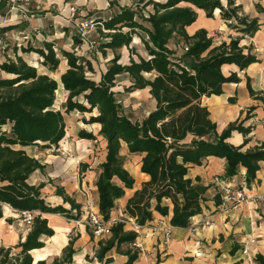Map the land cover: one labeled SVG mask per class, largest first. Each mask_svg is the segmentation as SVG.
<instances>
[{"label":"trees","instance_id":"1","mask_svg":"<svg viewBox=\"0 0 264 264\" xmlns=\"http://www.w3.org/2000/svg\"><path fill=\"white\" fill-rule=\"evenodd\" d=\"M235 1L225 0L223 4L222 0H137L133 6L116 8H112L115 3L110 2V13L95 15L91 20L102 39L98 44L100 54L105 56L107 50L113 52L98 80L88 75L95 73L91 61L75 52L62 49L55 52L49 42L41 49L21 48L23 53L38 54L42 58L41 65L49 73L58 69L61 62L58 55L66 61L67 70L60 76L63 90L67 92L64 112L88 114L90 117L82 120L84 124L99 127L97 135L79 130L77 137L87 141L101 137L104 143V160L99 165L95 183L98 213L104 222L110 219L115 202L135 184L124 167L120 155L122 145L129 154L140 156L139 172L147 178L124 207L125 214L140 226L150 222L156 212L161 216L171 214L169 225L184 229L192 217L201 214L207 187L197 178L192 181L187 174L191 166H200L208 157L225 161L226 178L234 177L239 168H243L246 183L254 181L259 163H264V142L243 152L251 132L250 127L243 126L248 117L229 123L218 134L202 99L221 95L225 83L239 82L235 73L222 74L223 65L233 64L242 71L258 60L251 55L250 48L244 52L239 38L214 45L204 29L192 35L186 32L197 19V10L204 11L210 19L214 11L219 10L222 20L234 22L229 28L252 37L259 29L258 21L242 15L241 6ZM256 9L264 13L259 6ZM8 11L7 0H2L1 14L4 16ZM135 37L140 40L146 56L137 54L131 47ZM171 42L187 46V51L177 56L176 51L169 48ZM74 43L80 41L74 39ZM123 48L129 52L126 64L121 63L118 53ZM119 76H127L130 82L123 88L124 94L148 90L154 106L140 121H132L123 113L114 91ZM57 89L54 79L38 73L18 56L0 63V219L2 205L17 212L37 211L60 214L71 220L79 218L71 216V212L78 213L80 206L64 196L59 188L56 195L70 204V210L49 207L40 199L44 185H32L29 178L42 166L23 150L14 149L32 145L50 149L65 138L64 116L53 108ZM247 89L253 96L249 83ZM232 132L244 137L240 146L226 143ZM164 199L170 201L171 210L162 205ZM126 228L124 224H115L110 227L109 237L99 240L94 257L100 264H112V259L106 258L112 250L126 257L124 264L137 261L136 251L122 250L137 238L135 232ZM53 235L47 220L37 216L24 241L13 247H0V264H46L44 260L35 262L31 252L44 247L43 237ZM77 237L70 238L61 256L54 258L51 264L72 263ZM255 260L264 264V256L260 254Z\"/></svg>","mask_w":264,"mask_h":264},{"label":"crops","instance_id":"2","mask_svg":"<svg viewBox=\"0 0 264 264\" xmlns=\"http://www.w3.org/2000/svg\"><path fill=\"white\" fill-rule=\"evenodd\" d=\"M110 1L106 0L104 4H101V8L97 12L88 11L82 21H91L95 15L110 13ZM222 2L225 4V0H222ZM72 3L73 0H29L27 7L23 4L18 5L19 9H23L27 13L25 18L19 11L5 13L4 16L0 12V37H6L7 43L13 47L11 50L0 53V63L6 61V59L14 60L18 56L29 66L36 68L37 64L41 65L42 58L34 52L23 53L21 48L41 49L45 42L52 43L55 52L62 49L80 55L82 51H85L87 48L85 45L74 43L76 37H70V30L74 29L68 19L70 16L69 8ZM235 4L241 6L242 15L258 21L259 29L252 37L229 28V24L234 22L222 20L219 10L214 11L211 19L206 18L204 11L197 10V19L186 28V32L188 35H192L197 30L204 29L207 31L208 37L212 38L214 45L228 42L230 38H239V46L244 49V52L247 53V49L250 48L251 55L258 60L257 63L251 64L242 71L233 64L223 65L221 67L222 74L229 76L231 73H235L239 82L225 83L222 85L221 95L202 99V103L208 109L210 119L216 124L218 134L229 123L244 120L246 116L248 117L243 126L245 128L250 127L251 132L247 136V144L242 149L244 152L264 142V13L256 9V6H259L264 10V0H236ZM116 6L120 5H112V8H116ZM52 10L60 11L59 15H52ZM209 22L210 25H208ZM2 29L5 31H2ZM216 34H222L224 37H216ZM77 39L82 42L81 38ZM135 40L139 41L136 37ZM176 44L171 42L169 48L176 51ZM131 47L135 49L137 54H140L132 44ZM122 50L128 52V49L123 48L118 53L121 54ZM111 53L113 57V52ZM140 55L146 56V53ZM58 57L61 59L56 74L58 79L52 78L49 75L52 73L48 74L47 69L41 65L46 70L42 74L49 75L54 79L58 84L57 91L59 90L66 97L67 92L63 90L60 76L67 70V63L60 55ZM247 83H249L250 89L254 93L253 96H250ZM142 91L148 93L147 89ZM95 113L93 112L92 115H95ZM95 127L98 131L99 127ZM2 129L5 130L6 127ZM81 129L75 127L74 134L68 135L71 138L73 151L74 144L94 142L79 140L77 133ZM243 141L244 137L241 134L232 132L226 143L237 147ZM122 147L125 148L126 155L134 159L137 171H139L140 156L129 154L125 145H122ZM14 149L23 150L42 166L41 170H36L31 174L29 183L44 185L40 190V199L47 206H61L66 210L71 209L69 203H65L61 196L56 195V188H59L64 196L72 199L75 205L80 206L79 212L73 210L71 216L75 212V216L78 215L80 218V215L84 213L82 217L85 218L87 197L91 192L94 196L93 209L98 213V195L95 183L100 169L98 165L91 166L89 150L85 152L74 151L75 154H79V163L82 161L79 165L74 160L64 161V159L54 155L44 157L51 148L42 149L37 145H32L27 147L15 146ZM85 155L86 160H83ZM82 164L85 166L83 167ZM187 177L192 181L197 178L201 184L207 187L201 214L192 217L187 228L171 227L172 237L166 246L160 244L161 234L151 236L148 229L144 228L138 237V241L142 243L146 254L139 255L137 261L132 264H258L255 256L257 254L264 256V163H259L256 177L249 184L246 183L243 168H239L234 177L226 178L225 161L215 157L206 158L200 166H191ZM216 177L224 184L230 185L235 192H242L247 199L234 207H229L228 204L223 202V193L214 181ZM146 180L147 178L140 174L139 182L135 181L134 187L126 189L125 195L115 202L110 217L115 215L118 208L124 210L126 201ZM162 205L168 206L171 210L169 200L164 199ZM2 213V219H0V247H13L20 241H24L30 229H27L17 220V211L9 206L2 205ZM170 215L161 216L154 212L152 220L147 222L146 225L156 224L160 220L165 225H169ZM40 217L47 220L48 226L53 230L54 235L43 237L44 247L31 252L35 262L40 260L46 262L49 258L60 257L63 248L67 246L70 240V238L68 239L69 234L74 230L77 233L75 237H78L73 246L75 253L71 264H100L94 257L100 239L90 236L83 225L77 226L68 223L69 221L76 223L79 218L74 217L75 220H71L60 214L49 213H40ZM205 221L209 224L205 225ZM5 224L8 229H6ZM252 239H255L254 244L249 243ZM244 247L248 249V257L242 255ZM35 253L37 254L34 255ZM106 258H111L112 264H124L126 262V257L117 254L115 250L109 252Z\"/></svg>","mask_w":264,"mask_h":264},{"label":"rangeland","instance_id":"3","mask_svg":"<svg viewBox=\"0 0 264 264\" xmlns=\"http://www.w3.org/2000/svg\"><path fill=\"white\" fill-rule=\"evenodd\" d=\"M105 1L106 0H73V3L71 6H74L75 13H74V16L68 17L70 24H72L74 26L73 27L74 29L70 30V37H76V39L80 38L81 35H80V31H79V28L77 25L80 22H83L82 20L88 11L97 12V10H99L101 8V4H104ZM107 1L109 2V0H107ZM136 1L137 0H111L110 2H114L115 5H120V6H133ZM157 1H162V0H157ZM146 10H150V8H147ZM59 12L60 11H53L52 10L51 14L54 16H57V15H59ZM24 14L27 16L26 12H24ZM86 22H88L91 25H89V27H88V34H87L86 38L83 39L81 37L82 42H80V43L85 45L87 48L85 47L86 48L85 51H82L80 55L78 54V56H82V57L92 61L95 73H94V75L93 74H88V75L92 79L98 80L99 75L106 70V68H107L106 66L108 64L107 61L112 58V53L107 50L105 56H102L100 54V52L98 51V44H99V42H101L102 39L100 37H98L96 29H95L96 27L94 26V24H92L91 21H86ZM210 24L211 23L209 22L208 25H210ZM221 36H223V35L222 34H216V37H221ZM1 38L3 39L4 43L6 44V48H5L4 52H6V50L13 49V47H11V45H9V43H7L6 37H1ZM139 41L135 40V38H134V41L132 42V46H134L136 48L138 53L144 54L143 46H142L141 42L139 43ZM181 47H182V44H178V45L176 44V46H175L177 56H180L182 54ZM121 54H122L121 60H120L121 63H123V64L128 63V52L125 50H122ZM36 68H37L38 73H40V74L46 72V70L43 69L40 64H37ZM57 73H58V70L54 74L53 73L49 74V72H48V74L52 78H55V79H58V76L56 75ZM129 85H130V82L126 76L118 77L116 79V85L114 88V91L117 93L116 98L119 100L121 107H122V110H123V113L126 116H128L132 121H140L153 108L154 103L150 99V97L148 96V93L146 91H134L130 94H124L123 88L127 87ZM65 100H66V97L64 96V94L58 90L55 93V103H54L53 108L55 110L61 111V113L64 116V120L66 118L65 124H66V134L67 135L65 136L64 140H62L59 143V145L57 147H51V149L47 151V155L45 154L44 157H47L49 155H54V156L60 157L61 159H64V161L71 159V160H74V162H77L78 158H79L78 157L79 154H77V153L75 154L74 151L79 150L80 152H85L86 150H89V162H91V166L92 165H98L99 166L101 164V162H103L104 154H105L104 143H103L102 138L100 139V137H97L96 141L90 142V143L89 142L88 143H79L78 145L74 144V147H73L74 151L72 150V145H71V140H70L71 138L68 135L74 134L75 127H76V129L82 128L81 130H86V132H92L94 135H97L98 131H97L95 126L84 124V122L82 121L83 119L87 120L90 117V115H82L76 111L71 112L69 114H65L64 108H63ZM67 122L70 124V126L68 125ZM71 126H73V128ZM36 149H38V148H36ZM120 153L124 159L125 169L128 170V172L134 178L135 181L139 182L140 173H138L139 171H137L134 159H132L131 157L126 155L124 147L121 148ZM83 160H86V155L84 156ZM81 162L82 161H80L79 165L81 164ZM89 193L90 194L87 197V201H89L90 203H93L94 202V196H92L91 192H89ZM85 210H86V208H85ZM72 215L75 216L76 213L74 212V213H72ZM82 216H84V213H83V215L82 214L80 215V218L78 221H76V223L71 222L69 220H68L69 221L68 223L69 224L73 223V224H76L77 226L80 224L83 225L84 227H86L89 235L93 237L91 229L89 227H87L85 224V218L86 217L83 218ZM17 220H19V219H17ZM7 225H8V223H7ZM7 225L5 224L6 229H8ZM126 227L128 229V226H126ZM76 234H77L76 231L72 230V232L68 236V239L75 237ZM125 248H130V247L129 246H127V247L123 246L122 250H125ZM36 254L37 253H35L34 255H36ZM52 261H53V259L49 258L46 260V264H51Z\"/></svg>","mask_w":264,"mask_h":264},{"label":"built area","instance_id":"4","mask_svg":"<svg viewBox=\"0 0 264 264\" xmlns=\"http://www.w3.org/2000/svg\"><path fill=\"white\" fill-rule=\"evenodd\" d=\"M29 0H7V4L9 5V11H19L22 16L25 18L26 15L24 14L25 11L23 9H19V4H23L27 6ZM70 16H74L75 8L74 6H71L69 8ZM88 22H80L77 26L80 31V38L83 39L86 38L88 34ZM6 48V44L4 43L3 39L0 37V53L4 52ZM182 53L187 51V46L182 45L181 47ZM76 164H79V161L76 162ZM215 183L218 185L220 190L223 193L224 199L223 202L228 204L229 207H234L241 202L245 201L247 197L242 192H235L230 185L224 184L223 181L219 180L217 177L214 179ZM85 195V194H84ZM93 203H90L89 201L86 204V218H85V224L87 227H89L92 231V235L94 238L98 239H106L110 235V227L115 224H124L125 226H128L129 231L135 232L137 234V238L129 244V247L136 251L138 256L146 254L145 249L143 248L142 243L138 241V237L141 235V232L144 228H147L149 231V234L152 236L154 234H161V242L160 244L162 246L168 245V243L171 240V226L165 225L162 220L157 222L156 224L152 225H143L140 226L135 223V220L129 218L123 209L118 208L115 212V215L113 217H110V219L106 222H104L94 209H93ZM18 213V219L19 221L27 228L30 229L33 225L34 219L40 215L37 211H22L17 212ZM205 225H208L209 223L207 221L204 222ZM147 236V235H146ZM255 239H252L249 241L250 244H254ZM242 255H245L248 257V249L247 247H244L242 250Z\"/></svg>","mask_w":264,"mask_h":264},{"label":"bare ground","instance_id":"5","mask_svg":"<svg viewBox=\"0 0 264 264\" xmlns=\"http://www.w3.org/2000/svg\"><path fill=\"white\" fill-rule=\"evenodd\" d=\"M59 95V94H58ZM65 120H66V118H65ZM68 123V122H67ZM68 125L70 126V124L68 123ZM95 126V125H94ZM97 126V125H96ZM72 128H73V126H71ZM71 131V130H70Z\"/></svg>","mask_w":264,"mask_h":264}]
</instances>
